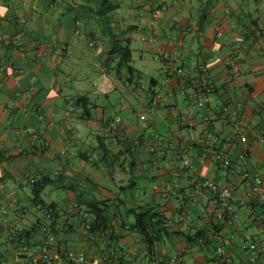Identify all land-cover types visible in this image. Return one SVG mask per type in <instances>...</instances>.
<instances>
[{
  "label": "crops",
  "instance_id": "1",
  "mask_svg": "<svg viewBox=\"0 0 264 264\" xmlns=\"http://www.w3.org/2000/svg\"><path fill=\"white\" fill-rule=\"evenodd\" d=\"M112 39L130 41L142 87L116 74ZM231 54L236 78L226 66ZM152 78L159 98L147 113ZM204 98L205 107L189 115ZM225 104L238 109L237 119L223 113ZM115 116L118 143L106 134ZM107 144L123 156H105ZM151 144L156 158L147 156ZM215 150L226 152L230 169L214 160ZM0 154V264H41L42 246L61 256L82 252L84 264H149L176 253L178 264H214L224 241L230 264H262L264 208L247 186L255 176L264 182V0H0ZM34 174L51 180L41 198L54 205L53 225L33 201ZM204 179L231 188L235 219L218 229L206 216ZM151 204L168 234L150 258L129 210ZM91 219L97 230L89 233ZM26 230L28 242L17 240ZM184 231L202 237L188 247ZM248 243L257 246L256 263ZM56 264L75 263L62 256Z\"/></svg>",
  "mask_w": 264,
  "mask_h": 264
},
{
  "label": "built area",
  "instance_id": "2",
  "mask_svg": "<svg viewBox=\"0 0 264 264\" xmlns=\"http://www.w3.org/2000/svg\"><path fill=\"white\" fill-rule=\"evenodd\" d=\"M163 10H164L163 6L155 9L151 14L152 18L156 19L159 16L160 12ZM226 66L231 74V77L236 78L238 76L239 69L236 63L234 62V54H231L227 58ZM172 72L176 73L177 76H180L182 73V71L179 69L177 70L172 69ZM166 82L167 80L164 79L160 82V84L165 85ZM207 84L208 83H206L205 86H207ZM158 98H159V95L152 96V99L149 101V103L146 106L147 113L156 112V108H157L156 99ZM205 105H206V98L197 100L193 105L189 107L188 114L194 115L196 109L204 108ZM222 111L224 114L229 113L232 119L238 118V109L235 106H232L231 104H225ZM139 118L143 120L145 118V115L141 114ZM119 123H120V118L118 116H115L111 120L108 126V132L110 133L111 137L114 139L122 135ZM240 141L242 143L246 142V137L241 136ZM154 149H155V144L149 150L154 151ZM179 157L182 163V167L188 170L190 168L189 160L186 158V156L183 153H181ZM213 157L215 161L219 162L222 168L230 169L231 160L225 151L215 150L213 153ZM238 160H240L242 164L246 162V156L243 152H241L238 155ZM246 176L247 174L244 173L243 177L246 178ZM40 178H41L40 174L31 175L28 178V185L31 186L33 183H35ZM199 190L209 192L210 194L209 206L206 209L207 217H214L217 221H221L225 218H227V221H233L235 219V212L230 204V200H231V188L230 187L216 184L214 181L209 180V179H204L199 182ZM247 192L253 198H255L256 201L264 208V182L261 177H258V176L253 177V179L247 186ZM44 210H45L46 218L49 220V222L50 220H53L54 219L53 209L45 208ZM225 243L226 241H224L223 243L217 246L214 264H230V259L223 252ZM243 248L247 250L248 252H250L249 261L252 263H256L257 262V255L255 254V250L257 248L256 244L255 243L244 244ZM27 250H28L27 246L23 245L22 251L26 252ZM62 256L67 261H73L75 264H84L86 261L85 256L82 252L66 251ZM62 256L59 253L52 254L49 252L46 246H42L40 248L38 257L35 261H38L41 264H56L62 258ZM180 260H181V254L176 253L170 256L167 260L155 259V260L149 261V264H178ZM93 264H103V261L94 260ZM262 264H264V261L262 262Z\"/></svg>",
  "mask_w": 264,
  "mask_h": 264
},
{
  "label": "trees",
  "instance_id": "3",
  "mask_svg": "<svg viewBox=\"0 0 264 264\" xmlns=\"http://www.w3.org/2000/svg\"><path fill=\"white\" fill-rule=\"evenodd\" d=\"M108 56L109 57L114 56L116 58V62L114 64V70L117 75L120 74V71L124 72L123 79L126 84H132V85L138 84L139 87H142V84L139 82L141 79L140 72L131 65V49H130V41L128 39H125L123 41H117V40L112 39L111 50L108 52ZM177 81H178V84L180 85H185V83H187L184 81V78L182 75L177 77ZM157 85H158V82L156 79H153V78L150 79L148 89L150 90V94L152 96H155L157 94L156 91L154 90L157 87ZM197 90L198 88L196 89V91ZM209 90H210L209 87L205 86V88L201 87L199 91L203 95H207L209 93ZM89 117L91 118V116ZM111 120L109 121V123L111 122ZM109 123H108V126H109ZM106 134L108 135L109 139L112 142L118 143L124 140L123 133L120 137L114 139L111 137L110 133L108 132V128H107ZM145 142H146V139H144L142 136H139L135 142V145L137 148H139V150H141L140 148L145 147ZM146 146H147L146 147L147 156L156 158L157 157L156 149H154V151L149 150L153 146V144L146 145ZM124 151L125 150H122L121 152L123 153ZM107 152L108 150H106V153ZM50 183H51V180L48 176H41V178L38 179L35 183H33L30 186V188H31L32 196H33V201L36 204L40 205L43 210L45 208L53 209V212H54L53 216L55 217L54 205L45 204L41 198V194L44 188ZM96 204H98V202H96ZM129 214H131L134 218V222L131 225V229L134 232H137L142 237V242L146 246V250L150 258L155 257L156 249L163 242V237L168 234V227L166 226V219L164 218L163 214L160 212L158 206L154 204L147 205V206H141L136 209H131L129 210ZM226 221H227V218L221 221H217L216 222L217 224L215 222L214 223L212 222L214 225V229H218L221 225H224ZM53 222H54V219L50 220L51 225H53ZM84 228L89 233L96 231L97 230V219H91L87 221ZM29 233H30L29 230L20 232L17 240L19 241L26 240V243H27L30 237ZM180 236L185 239L186 245L190 247L195 241H197L195 240L196 238L202 237V233L200 231H197V232H194L193 234H190V232L184 231L180 233ZM23 245H25V243L22 244V246ZM214 256L216 257V251H215ZM214 260L215 258L213 259V261Z\"/></svg>",
  "mask_w": 264,
  "mask_h": 264
},
{
  "label": "rangeland",
  "instance_id": "4",
  "mask_svg": "<svg viewBox=\"0 0 264 264\" xmlns=\"http://www.w3.org/2000/svg\"><path fill=\"white\" fill-rule=\"evenodd\" d=\"M133 61L135 62L136 66H140L139 62L136 60L135 54L133 55ZM123 96H125L126 98L131 99V97H129L128 95H123ZM111 97H114V95H112ZM133 102H134V100H133ZM107 145H108V152L105 154V156H107L108 158L109 157H121V156H123L122 154L119 153V149L120 148H118L116 145H109V144H107ZM101 152L102 151L100 150V153ZM138 182L140 183L141 182V179H139Z\"/></svg>",
  "mask_w": 264,
  "mask_h": 264
}]
</instances>
